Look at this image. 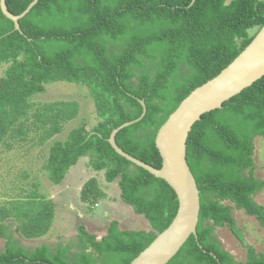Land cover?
Here are the masks:
<instances>
[{"label":"trees","instance_id":"trees-1","mask_svg":"<svg viewBox=\"0 0 264 264\" xmlns=\"http://www.w3.org/2000/svg\"><path fill=\"white\" fill-rule=\"evenodd\" d=\"M34 0H7L20 15ZM23 33L0 7V144L29 140L40 145L61 134L80 116L77 101L33 102L46 85L85 86L95 103L98 123L83 122L64 142L49 150L45 169L61 185L83 158L108 183L118 182L121 200L143 216L149 230H123L109 222L100 239L84 224L73 244L29 250L12 233L37 240L50 232L54 200L32 191L0 204V264H130L173 222L179 201L164 180L123 158L110 145L122 129L118 146L131 156L162 168L156 137L170 115L195 89L217 77L264 27V0H39L20 20ZM264 137V77L198 121L187 142V161L201 197L197 238L191 236L168 264H264V252L247 244L233 210L255 217L264 228V206L255 197L264 180L255 176V140ZM97 178L85 182L80 199L97 206L106 199ZM228 228L247 249L238 261L217 237ZM11 229V230H10ZM11 231V232H10Z\"/></svg>","mask_w":264,"mask_h":264},{"label":"rangeland","instance_id":"rangeland-1","mask_svg":"<svg viewBox=\"0 0 264 264\" xmlns=\"http://www.w3.org/2000/svg\"><path fill=\"white\" fill-rule=\"evenodd\" d=\"M7 67L6 64L0 63V78L4 76ZM32 101L40 104L77 101L81 106L80 116L77 120L66 124L61 134L44 145H40L37 133L30 134L27 142L9 141L12 144L11 149L0 144V204L22 195V190L32 191L34 184H39L40 192L54 200L56 204L55 220L47 234L54 249H57L60 244H73L75 245L73 250L78 251L77 227L81 223L99 239L106 234L109 222L113 220L119 221L123 230H149L148 221L143 216L136 215L132 207L121 200L118 182L108 183L104 172L93 171L89 166V158L81 159L70 170L61 185H54L49 180L45 165L52 144L64 142L71 130L83 122L88 124L89 129L98 123L95 103L89 90L83 85L53 83L46 85V92L35 96ZM255 147L254 159L257 166L255 176L264 180V137L255 140ZM91 178H97L101 188L107 194L106 199L93 209L80 199L85 182ZM255 201L264 206V190L255 197ZM233 214L238 226L244 231L247 244L253 246L258 253L264 252V228L256 218L237 209L233 210ZM16 226L14 223L12 233L21 245L34 250L36 245L42 243L38 244V239L22 238L15 232ZM216 234L224 248L238 261H246L247 249L228 228H218ZM4 248L5 240L0 238V249L4 250Z\"/></svg>","mask_w":264,"mask_h":264},{"label":"water","instance_id":"water-1","mask_svg":"<svg viewBox=\"0 0 264 264\" xmlns=\"http://www.w3.org/2000/svg\"><path fill=\"white\" fill-rule=\"evenodd\" d=\"M34 0L20 15L12 14L7 0H0L1 11L22 32L20 20L38 4ZM264 77V27L250 45L217 77L195 89L170 115L158 131L156 147L162 158V168L153 166L122 150L117 134L124 128L144 119L147 106L141 101L142 115L115 129L108 139L117 154L145 169L158 179L164 180L175 191L179 208L172 224L136 257L130 264H168L182 249L191 236H197L201 211L200 190L187 161V142L194 125L206 113L222 109L223 104L239 95ZM89 130V128H88Z\"/></svg>","mask_w":264,"mask_h":264},{"label":"crops","instance_id":"crops-1","mask_svg":"<svg viewBox=\"0 0 264 264\" xmlns=\"http://www.w3.org/2000/svg\"><path fill=\"white\" fill-rule=\"evenodd\" d=\"M46 237H47V238L44 237L43 239H40V240L38 239V241H37L38 244H40L39 242H42V243H41L40 245H36L35 248H36V247H39V246H42V245H49V246H51L50 242H52V241L49 242L50 239L48 238V236H46ZM46 240H47V241H46ZM26 248H27V247H26Z\"/></svg>","mask_w":264,"mask_h":264}]
</instances>
